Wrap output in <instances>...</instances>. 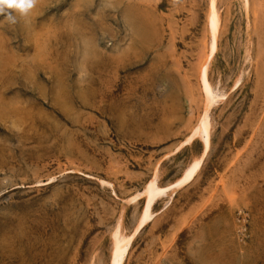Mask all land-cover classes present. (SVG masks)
Returning <instances> with one entry per match:
<instances>
[{"label": "rangeland", "instance_id": "rangeland-1", "mask_svg": "<svg viewBox=\"0 0 264 264\" xmlns=\"http://www.w3.org/2000/svg\"><path fill=\"white\" fill-rule=\"evenodd\" d=\"M210 0H37L0 15V264H109L142 192L200 156ZM210 148L123 264H264V0H215Z\"/></svg>", "mask_w": 264, "mask_h": 264}, {"label": "bare ground", "instance_id": "bare-ground-1", "mask_svg": "<svg viewBox=\"0 0 264 264\" xmlns=\"http://www.w3.org/2000/svg\"><path fill=\"white\" fill-rule=\"evenodd\" d=\"M220 28V19L216 10L215 0H210L209 10L207 13V31H208V44L207 54L205 61L201 65L198 73L200 88L203 95L204 110L202 115L197 120L196 124L192 127L187 141L193 140L198 137L201 141L202 151L200 156L193 159L192 162L184 169L180 177L174 182L161 186L158 184L157 177H153L142 192H138L131 196L126 201L128 203L135 202L139 198H143V207L136 225L129 235H126L121 229L117 228L112 238V249L109 264H123L124 258L128 253L129 246L134 236L153 218L152 207L154 203L164 197L169 191L179 189L194 180L197 176L201 164L207 155L210 148V120L209 111L213 106L215 100L219 95L213 91L208 80V63L211 57L216 52L217 38Z\"/></svg>", "mask_w": 264, "mask_h": 264}, {"label": "clouds", "instance_id": "clouds-1", "mask_svg": "<svg viewBox=\"0 0 264 264\" xmlns=\"http://www.w3.org/2000/svg\"><path fill=\"white\" fill-rule=\"evenodd\" d=\"M37 0H0V15L10 24L17 23V17L26 18L35 7Z\"/></svg>", "mask_w": 264, "mask_h": 264}]
</instances>
